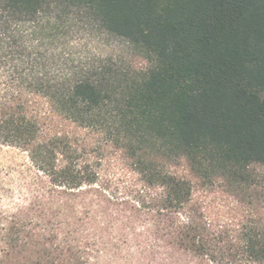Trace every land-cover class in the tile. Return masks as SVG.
<instances>
[{"label":"trees","instance_id":"1","mask_svg":"<svg viewBox=\"0 0 264 264\" xmlns=\"http://www.w3.org/2000/svg\"><path fill=\"white\" fill-rule=\"evenodd\" d=\"M81 16L147 67L72 52L63 29ZM0 147L50 190L96 185L165 217L181 252L264 264L249 171L264 164V0H0ZM230 187L244 216L207 199ZM13 228H0V264H47L9 261Z\"/></svg>","mask_w":264,"mask_h":264},{"label":"rangeland","instance_id":"2","mask_svg":"<svg viewBox=\"0 0 264 264\" xmlns=\"http://www.w3.org/2000/svg\"><path fill=\"white\" fill-rule=\"evenodd\" d=\"M63 32L74 53L112 56L135 69L147 67V59L123 37L108 34L85 17ZM249 171L264 198V164H252ZM203 189L195 185L197 194ZM221 190L208 192L207 199L216 194L223 210L236 217L248 212L244 202L236 201L246 195L236 191L235 196L231 187ZM136 207L96 185L50 190L31 172L24 154L0 147V228L14 227L23 244L20 252L9 256L11 263L42 258L47 264H212L179 251L165 217Z\"/></svg>","mask_w":264,"mask_h":264}]
</instances>
